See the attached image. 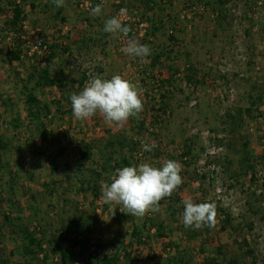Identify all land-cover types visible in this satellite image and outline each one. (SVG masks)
Returning <instances> with one entry per match:
<instances>
[{
  "label": "rangeland",
  "instance_id": "374dc122",
  "mask_svg": "<svg viewBox=\"0 0 264 264\" xmlns=\"http://www.w3.org/2000/svg\"><path fill=\"white\" fill-rule=\"evenodd\" d=\"M7 1L0 0V144L7 147L0 148V264H62L61 249L75 264H95L117 251L125 258L130 255L131 264H168L176 257L185 264H264V4L230 0L232 7L219 11L221 21L236 25L225 49L199 50L197 42L191 56L171 46L175 23H168L183 13L174 0H155L151 8L128 0L129 9L150 24L147 35H161L170 43L172 49L163 43L158 47L169 75L145 69L150 71L148 83L138 82L143 111L112 134L99 114L76 120L69 95L93 76L106 78L103 57L109 52L104 50L113 36L103 28L114 16V5L108 1L100 16H92L81 12L76 0H64L57 15L53 0H21L25 21L11 30L6 23L13 4ZM201 1L189 2L192 19L203 18V13L191 11ZM36 39L51 43L50 55L7 62L8 50L23 53ZM117 39L111 56L128 64ZM134 65L124 78L142 79L143 63L132 73ZM34 66L47 68L64 82L61 89L36 90L39 104L51 106V116L41 121L29 117L23 89ZM238 113L239 120L229 117ZM142 143L156 147L139 157ZM86 146L91 147L90 161L80 156ZM168 159L182 164L183 183L171 200L160 204L159 212L133 217L140 241L131 243L133 232L119 231L111 233V240H101L97 226L116 227L113 211L120 213L121 208L99 199L101 181L110 183L116 168L141 162L161 166ZM186 198L216 204L214 228L193 231L183 226L179 214ZM4 215L11 216L10 223ZM160 223L163 239L153 226ZM21 229L32 232L45 253L36 250V256L26 257L28 240ZM119 264H127L126 259Z\"/></svg>",
  "mask_w": 264,
  "mask_h": 264
},
{
  "label": "clouds",
  "instance_id": "9594fccd",
  "mask_svg": "<svg viewBox=\"0 0 264 264\" xmlns=\"http://www.w3.org/2000/svg\"><path fill=\"white\" fill-rule=\"evenodd\" d=\"M57 8L62 7L64 0H53ZM90 7V15L100 16L103 5ZM127 9L121 8L118 16L107 19L103 31L114 38L121 34L125 37L131 28L124 24ZM129 57L139 58L147 62L151 48L140 44L136 39H129L121 49ZM143 89L138 83L125 79L120 74L110 79L100 75L93 76L82 90L69 95L73 117L78 121H86L99 114L109 126L123 127L131 117H137L143 111ZM144 152H152L155 143H142ZM183 166L176 160H164L161 166L149 162H141L116 168L110 175V183L101 181L99 199L110 207L120 205V211L131 217L142 218L150 212H159L160 201L171 197L182 185ZM183 211L180 213L183 226L193 231L205 227L211 229L216 225L217 207L214 202L197 203L191 198L182 201ZM115 210L113 211V215Z\"/></svg>",
  "mask_w": 264,
  "mask_h": 264
},
{
  "label": "crops",
  "instance_id": "0c3cea01",
  "mask_svg": "<svg viewBox=\"0 0 264 264\" xmlns=\"http://www.w3.org/2000/svg\"><path fill=\"white\" fill-rule=\"evenodd\" d=\"M190 1L191 0H174L173 5L180 6L179 9L183 13H182L181 18L178 19V21L176 20V22H172V23L169 22L168 23V24H173V26L175 23V26L173 29L174 30L173 36H175L176 39L175 38L173 39L174 41L172 42L173 44L171 45L172 48L174 49V46H177L178 49L183 48L185 51L189 52L192 56L193 54H196L195 52L197 51V49H195V46H196V43L199 42V44H200L199 48H198L199 50H201L200 49L201 46H205V48L208 50H211V52L212 51L213 52H222L225 49V47H224L226 44L225 41L228 39L229 36H231L233 34L236 25H234V23H230L229 20L221 21L222 18L219 16V11H221V9L217 10V8H216L218 5L217 4L218 0H216V1L215 0H205L203 2L201 1L202 2L201 5L206 6L205 12H207V13L204 12L203 18H201V19H192L191 16L189 15L190 14L189 8H187ZM223 1H225V5L222 7V10L224 8L230 9L232 7V2H230V0H223ZM259 1H260L259 3L257 2L258 5L261 2H262V4H264V1H262V0H259ZM7 3H10V5L13 4V3H11L10 0H8ZM235 24H237V22H235ZM263 26H264V23H263ZM108 40H109V45L106 48V50H104V52H109V54L106 57H103L104 58L103 65L106 68L104 71L106 78L110 79L113 75H116V74H121V76L123 77V76H125V72L129 71V67L132 64L136 65L137 63L138 64L143 63V65H141L139 68L144 73L138 74V77H141L142 79L137 80L136 77H135V79H130V81H132L134 83L139 82L142 85L147 84L148 80H146V76L150 75V71L154 72V73H157V71L163 72L164 74L163 73L162 74H163L164 78H167V75H169V73L167 72V70L164 68V65H163L164 64V55H163V53H161V49H159L158 47L162 43L165 47L166 46L169 47L170 43L166 44V39L163 38L161 35H158V34H153L152 36L146 35L145 37L138 39V42L140 44H147L150 46V48H151V55L150 56H152L153 58L147 59V62H142L138 58L129 57L130 59H126L129 61L128 64H126V62H123L121 59L119 61H117L116 58H114V56H111V55H113L112 53L114 51L115 46L118 45V43H117L118 41L116 42V40H118L117 37L112 38L110 36V37H108ZM111 46H112V48H111ZM171 46L169 48H171ZM157 56H160V59L158 62H156V64H153L154 59ZM136 66L131 71L132 73L135 72L134 69L136 68ZM147 67L149 68L150 71H147V70L145 71V69ZM135 70H139V69L136 68ZM128 78L129 77H127L125 79H128ZM140 81H142V82H140ZM173 83H174V81H173ZM105 125H107V124H105ZM108 129L111 130L112 134H115L117 132V127L114 125L109 126ZM115 214H116V212H115ZM103 222L104 221H101L100 223H103ZM99 224H95V225H99ZM115 224H116V227L111 226L110 228L105 227L106 225H101V224H100L101 226H99V227L97 226V230L99 229L98 232L101 233V237H100L101 240H103V241L111 240L112 237H114L111 235V233H113V232L119 231L120 233L126 232L125 234H128L127 232L132 233L134 228H138V226H137L138 224H137L136 220L133 219V217H131L130 220L127 219V220H124L123 222L115 221ZM131 226L133 227V229L129 230ZM91 227H93V226H91ZM138 230L139 229H137V231ZM150 233L155 234L154 230H152ZM160 239H163V238H160ZM157 240H159V239H157ZM134 241H135V238H132L131 243H134ZM43 246H44V244H43ZM0 248H2L1 244H0Z\"/></svg>",
  "mask_w": 264,
  "mask_h": 264
},
{
  "label": "trees",
  "instance_id": "16d2710c",
  "mask_svg": "<svg viewBox=\"0 0 264 264\" xmlns=\"http://www.w3.org/2000/svg\"><path fill=\"white\" fill-rule=\"evenodd\" d=\"M24 1V0H22ZM21 1V2H22ZM143 2V5L150 7L151 6H155L156 5V1L155 0H141ZM53 3V7L57 12V15H61L62 14V9L59 7L57 8ZM217 10L221 9L222 7L225 5V1L223 0H218L217 2ZM25 21V17H24V12L22 10L21 7H14L13 10V16L12 18L9 19V21L6 23V25L11 29V30H16L20 27L21 23ZM22 55V51L21 49H13V50H8L6 52V59L7 62L10 65H13L15 62H20L22 60L21 58ZM160 59V56L155 57L154 59V63L156 64V62H158ZM84 80H86V77L84 76ZM193 82V81H192ZM191 82V83H192ZM32 85V87H30V85ZM64 82L62 80H56L54 79V77H52L50 71L47 68H41V67H37L34 66L31 69V73L28 76V79L26 82H24L23 85V89L25 91L26 95V103L28 106V114L29 117L34 120V121H41L42 118L46 119L47 117L51 116V106L48 104L45 105H40L35 93L36 90H43V89H47V88H53V87H60V89L63 87ZM3 104H5L3 102ZM248 114L251 115V109L247 110ZM239 115H241V113H238L237 116H233V115H229V117L233 120H239ZM15 129H19L20 127L17 125V123H15L14 125ZM0 148L1 150L5 151L7 149L6 144L5 143H1L0 144ZM80 156L83 160L85 161H90L92 158L91 155V147L86 146L84 147L83 150H80ZM127 163V162H125ZM173 198V195L171 197H166L163 200L160 201V204L162 202H164L165 200H171ZM176 201L178 202V199H176ZM4 218L6 219V221L8 223L11 222V216L9 215H4ZM127 216L120 212H116L115 215V220L117 222H123L124 220H127ZM154 227L156 226V232H157V237L158 238H164V227L163 224H158V225H153ZM21 232L24 236V239L28 240L27 246H25L24 248V255L26 257H33L37 255V251L38 250L40 253L38 255H41L43 253H45L44 249H43V243H41L38 239H36L34 237V234L32 232H29L26 229H21ZM133 236H135L134 238H137L138 241H140V235L137 233V230L134 228L133 230ZM61 252V257H62V264H75V262L72 260V257L68 254V252H66L65 250H60ZM124 256V255H123ZM121 255V253H119L118 251L114 254L113 257H110L109 255L105 256L102 260L100 261H96L95 264H119V262H122L126 259L127 264H131V256L127 255L126 258L125 256L123 257ZM46 258V257H45ZM122 258V260H121ZM125 258V259H124ZM189 261H187L188 263ZM186 261H184V259L182 258H175L172 260L168 261V264H185ZM235 264V263H232ZM253 264H257V263H253Z\"/></svg>",
  "mask_w": 264,
  "mask_h": 264
},
{
  "label": "built area",
  "instance_id": "2783aa9c",
  "mask_svg": "<svg viewBox=\"0 0 264 264\" xmlns=\"http://www.w3.org/2000/svg\"><path fill=\"white\" fill-rule=\"evenodd\" d=\"M11 3H13V8H11V12L9 16L12 18L13 16V10L14 7H21V0H10ZM114 5V16H118L119 10L121 8L127 9V17L124 19V24L128 25L131 28V32L128 34L127 37L123 36L122 34L119 36V41H121V45L124 47L127 44V41L129 39H140L142 37H145L148 34V30L150 28V24L145 19H141L138 16V13L132 12L128 7V0H109ZM173 1V0H170ZM169 0H164V3H170ZM95 2H98L99 4H106L108 0H76V7L81 12H90V7H94ZM174 3V2H173ZM206 9V6L200 5V6H192L191 11L194 13H204ZM113 16V17H114ZM25 27V26H24ZM122 49V48H121ZM120 49V50H121ZM51 54V43L45 39H36V41L33 44H30L25 50L21 58H34V57H42V56H48ZM145 152L141 149L138 153L139 157H142ZM100 213V211H97Z\"/></svg>",
  "mask_w": 264,
  "mask_h": 264
}]
</instances>
